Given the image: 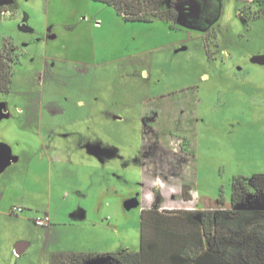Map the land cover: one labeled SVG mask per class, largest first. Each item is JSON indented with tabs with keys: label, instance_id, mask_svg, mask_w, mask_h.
Returning a JSON list of instances; mask_svg holds the SVG:
<instances>
[{
	"label": "rangeland",
	"instance_id": "obj_1",
	"mask_svg": "<svg viewBox=\"0 0 264 264\" xmlns=\"http://www.w3.org/2000/svg\"><path fill=\"white\" fill-rule=\"evenodd\" d=\"M177 1L167 20L145 0L151 22L98 0H17L0 20V48L21 54L0 93V264L139 251L151 189L232 210L239 179L236 208L264 209V3ZM80 207L88 221L55 224Z\"/></svg>",
	"mask_w": 264,
	"mask_h": 264
},
{
	"label": "trees",
	"instance_id": "obj_2",
	"mask_svg": "<svg viewBox=\"0 0 264 264\" xmlns=\"http://www.w3.org/2000/svg\"><path fill=\"white\" fill-rule=\"evenodd\" d=\"M98 1L115 6L126 20L146 22L153 20V17L147 15L145 0ZM154 2L157 8L154 12L155 16L167 20L170 16H174L173 10L167 13L162 12L160 7L163 0H154ZM17 8V0H11L10 4L0 6V19L4 18L3 11L13 12ZM11 52L7 45L4 49H0V93L9 92L11 89L10 84L14 72L13 62L15 61ZM250 181L257 192L264 193V176H256ZM249 191V185L238 179L234 183L232 210L221 208L181 210L180 213L185 215L188 221L203 228L208 237L209 248L204 249L203 246L196 244H184L182 251H175L170 256L168 264H189L190 262L193 264H264V209L245 210L236 208L239 203L247 198ZM151 209L160 213V207L157 204ZM161 213L164 212L161 211ZM152 226L160 228L156 221L152 222ZM144 236L145 234H142V252H56L52 254L51 264H111L112 260H116L119 264H145L143 255L147 241H145ZM148 242V245H152L155 249L156 242L154 240ZM153 256L156 257L155 252Z\"/></svg>",
	"mask_w": 264,
	"mask_h": 264
},
{
	"label": "crops",
	"instance_id": "obj_3",
	"mask_svg": "<svg viewBox=\"0 0 264 264\" xmlns=\"http://www.w3.org/2000/svg\"><path fill=\"white\" fill-rule=\"evenodd\" d=\"M2 20V19H0ZM55 37V35H54ZM152 196L149 197V199H146L145 204L142 207V213H143V232L142 234H145V241L146 242V249L144 251V262L145 264H168L170 256L175 251H182V246L184 244L191 245L196 244L199 246H203L204 249L209 248V242L208 237L204 233V230L202 227H200L197 224H194L191 221H188L185 215L180 213L179 210L171 211L167 213H161L155 212L153 207L156 206V204L161 208H179L181 207L182 210L184 209H190L187 206L178 205L180 203L169 201L170 203L166 201H156V193L153 191V189L150 190L148 193ZM148 198V196H146ZM23 207V206H22ZM25 209L22 211L24 212ZM18 214V213H17ZM70 221L66 220H60L57 217V220H54L55 224H64L67 225L68 222L75 225V223H85L88 221V212L84 210L83 208H79L77 211H72L70 213ZM36 218V217H34ZM152 220V221H151ZM151 221V222H150ZM156 221L160 228H154L152 226V222ZM160 222V223H159ZM156 242L155 249H153L152 245H148V241ZM24 247L19 246L16 250L17 254H22ZM154 250V251H153ZM142 252V246L139 250ZM153 251V252H151ZM58 252H65V253H88V251L84 248L80 249H70L68 251H58ZM111 251H99L97 253H109ZM127 252H133V251H127ZM138 252V251H134ZM155 252V256L154 255ZM51 264V263H50ZM189 264H193V262H190Z\"/></svg>",
	"mask_w": 264,
	"mask_h": 264
},
{
	"label": "flooded vegetation",
	"instance_id": "obj_4",
	"mask_svg": "<svg viewBox=\"0 0 264 264\" xmlns=\"http://www.w3.org/2000/svg\"><path fill=\"white\" fill-rule=\"evenodd\" d=\"M261 3H264V0H262V2ZM177 4H178V1L177 0H174V7H173V11H174V18H176L177 19V17L179 16V12L176 10V6H177ZM186 10H187V12L188 13H190V12H192V11H195V8L194 7H190V6H187L186 7ZM7 45V47H9L10 49H11V53H12V55H13V57H14V59H15V61L13 62V67H15L16 66V64L20 61V53H18V48L16 47V45L12 42V41H10V40H6V42H5V46ZM4 46V47H5ZM4 47L3 48H0V49H4ZM14 73V72H13ZM11 90V89H10ZM10 92V91H9ZM5 93H8V92H5ZM264 187V186H263ZM111 264H119V262H117L116 260H112L111 261Z\"/></svg>",
	"mask_w": 264,
	"mask_h": 264
},
{
	"label": "built area",
	"instance_id": "obj_5",
	"mask_svg": "<svg viewBox=\"0 0 264 264\" xmlns=\"http://www.w3.org/2000/svg\"><path fill=\"white\" fill-rule=\"evenodd\" d=\"M9 14H12V12L9 11V10H5V11H3V15H4V16L9 15ZM23 210H24V208H23L22 206H16V207H14V208L12 209V211L15 212V213L22 212ZM48 221H49V216L46 215V216H44L43 218H42V217L37 218L36 223H37V224H40V225H45Z\"/></svg>",
	"mask_w": 264,
	"mask_h": 264
},
{
	"label": "water",
	"instance_id": "obj_6",
	"mask_svg": "<svg viewBox=\"0 0 264 264\" xmlns=\"http://www.w3.org/2000/svg\"><path fill=\"white\" fill-rule=\"evenodd\" d=\"M11 3V0H0V6H3V5H8ZM196 9V7H195Z\"/></svg>",
	"mask_w": 264,
	"mask_h": 264
}]
</instances>
